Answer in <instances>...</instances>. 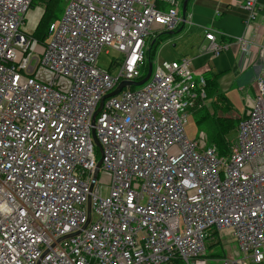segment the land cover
Instances as JSON below:
<instances>
[{
	"label": "built area",
	"instance_id": "1",
	"mask_svg": "<svg viewBox=\"0 0 264 264\" xmlns=\"http://www.w3.org/2000/svg\"><path fill=\"white\" fill-rule=\"evenodd\" d=\"M34 1L0 0V264L262 263L264 70L220 156L203 131L185 133L207 99L186 57L94 115L121 81L142 78L149 36L178 27L181 0H67L44 42L24 29ZM243 8V33L217 42L205 31V53L264 50L246 34L256 0ZM105 47L122 55L114 72L97 66ZM213 232L236 242L233 256L204 255Z\"/></svg>",
	"mask_w": 264,
	"mask_h": 264
},
{
	"label": "crops",
	"instance_id": "2",
	"mask_svg": "<svg viewBox=\"0 0 264 264\" xmlns=\"http://www.w3.org/2000/svg\"><path fill=\"white\" fill-rule=\"evenodd\" d=\"M183 1L181 22L157 43L152 54V68L162 61L188 58L194 73L215 82L225 102L231 104L238 97L243 103L240 113L243 115L256 95L255 79L264 70V50L258 46L244 55L238 45L229 43L218 56H211L203 51V46L207 43L205 31L208 30L214 33L217 42L230 41L243 33L246 17L244 0H187L182 15ZM256 3L258 13L254 26L246 34L264 45V0H256ZM38 10L35 6L28 14L29 22L34 21L32 30L40 17ZM159 32L160 29H156L149 38L153 39Z\"/></svg>",
	"mask_w": 264,
	"mask_h": 264
},
{
	"label": "rangeland",
	"instance_id": "3",
	"mask_svg": "<svg viewBox=\"0 0 264 264\" xmlns=\"http://www.w3.org/2000/svg\"><path fill=\"white\" fill-rule=\"evenodd\" d=\"M35 2H36L35 6L38 5L40 7V9L38 10L39 13L41 11V8L44 9L43 7L44 3L43 1L40 0H35ZM66 3L67 0H63L61 12L58 13L54 21L60 19V17L64 12ZM26 21L27 23L25 24L24 29L30 32L32 30L31 26L33 25L34 21L30 23L29 18ZM116 59L120 61L122 59V55L116 52L112 48L105 47L101 50V52L97 57V66L100 69L114 72L115 66L112 64V61ZM229 104L225 102L224 97L221 94H219L217 90L212 95H208V98L204 102L195 103V105L189 110L187 123L184 125V130L186 135L189 138H192V137H196L200 131H203L206 135V142L211 143L209 139V135L213 134L214 124L216 120L217 119L228 120L229 122H231V124L234 125L231 126V128L225 134V142L228 147L229 144H232L236 139L237 136L236 126L238 124L239 119L242 116L240 115V113L242 111L243 103L240 100H238L237 97L236 99H233L230 105ZM98 153L99 152H97L96 156L99 159L100 156ZM103 193H105V191H103ZM216 242L219 243V245L225 249L226 255L228 256H233L235 249H238L236 242L232 241L226 235H221V236L218 235V239Z\"/></svg>",
	"mask_w": 264,
	"mask_h": 264
},
{
	"label": "trees",
	"instance_id": "4",
	"mask_svg": "<svg viewBox=\"0 0 264 264\" xmlns=\"http://www.w3.org/2000/svg\"><path fill=\"white\" fill-rule=\"evenodd\" d=\"M44 5V9L41 8L40 17L31 32L32 36L36 38L39 42H44L47 38V31L49 24L54 21L57 17L58 13L61 12V7L63 4V0H42ZM36 2L32 3V8L35 7ZM170 31H160L157 35L153 37V39L149 40L148 48L146 50V58L151 61L152 54L155 50L157 43H159L162 39L166 38L169 35ZM146 73V66L143 68V75ZM206 79V96L212 95L216 92L217 86L214 81ZM220 94V93H219ZM234 126L228 120L217 119L214 124L213 134L209 135V139L211 143H207V146L214 147L218 155H225L228 151V147L225 142V134L226 132ZM218 234L216 232L210 233L208 236V240L206 243V253L204 254L207 257H218L224 258L226 256L225 249L217 243ZM217 245V246H216ZM165 264H184V262L178 258L174 257L170 259ZM264 264V262L260 263Z\"/></svg>",
	"mask_w": 264,
	"mask_h": 264
},
{
	"label": "water",
	"instance_id": "5",
	"mask_svg": "<svg viewBox=\"0 0 264 264\" xmlns=\"http://www.w3.org/2000/svg\"><path fill=\"white\" fill-rule=\"evenodd\" d=\"M186 1H187V0H184V1H183V4H182V12H181L182 15L184 14V11H185V3H186ZM170 32H171V31H170ZM151 71H152V62L148 60V62H147V70H146L145 75H144L141 79H139V80H137V81H127V80H126V81H121V82L117 85L116 89H114L113 91H111V92L108 93V94H105V95L101 98V101H100V103H99V106H98V108L96 109V111L94 112V115L100 110L101 105H102V102H103V100H104L105 98L117 94V93H118L123 87H127V86H139V85L143 84V83L149 78V76H150V74H151ZM91 136H92L93 142H94L95 146L97 147L98 151L101 152V146H100V143H99V141H98V139H97V137H96L95 132H94L93 129L91 130ZM100 162H101V158H99L98 161H97V163H96L95 173H96L97 170H98V167H99Z\"/></svg>",
	"mask_w": 264,
	"mask_h": 264
}]
</instances>
